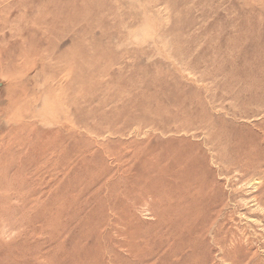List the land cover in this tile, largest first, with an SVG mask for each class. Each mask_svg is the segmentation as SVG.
Instances as JSON below:
<instances>
[{
    "label": "rangeland",
    "instance_id": "374dc122",
    "mask_svg": "<svg viewBox=\"0 0 264 264\" xmlns=\"http://www.w3.org/2000/svg\"><path fill=\"white\" fill-rule=\"evenodd\" d=\"M1 1L0 264H132L99 225L154 182L134 233L205 185L243 252L208 259L264 264V0Z\"/></svg>",
    "mask_w": 264,
    "mask_h": 264
},
{
    "label": "bare ground",
    "instance_id": "6f19581e",
    "mask_svg": "<svg viewBox=\"0 0 264 264\" xmlns=\"http://www.w3.org/2000/svg\"><path fill=\"white\" fill-rule=\"evenodd\" d=\"M5 2H4V4H5ZM0 3H2L1 0H0ZM6 3H7L6 9H9V12L11 13L13 6L15 4V0H8ZM9 12L7 11V14ZM254 125L255 124H253V126ZM258 128H260V126ZM200 141H201V139H200ZM179 147H180V145H179ZM179 147H178V150L180 149ZM225 152H226V150H225ZM213 153H215V151ZM243 153H244V151H243ZM179 159L182 161L180 164L182 167L186 168V167L190 166L189 163L191 161H190L189 157H187L186 155H184V156L180 155ZM215 160H216V158H215ZM223 164H225V163H223ZM227 164H228V162L226 161V165ZM222 165H220V166H222ZM226 165H225V167H226ZM228 166H229V164H228ZM248 168H250V167H248ZM151 170H152L151 174H153L155 172L156 176H158L157 179L161 180L160 176L163 174V169H161L159 167H156V168L154 167ZM236 171H234V172H236ZM221 172H223V171H221ZM242 172L245 173V171H242ZM237 173L240 174V172H237ZM244 173H242V174H244ZM242 174H240L241 177H243ZM129 176L130 175H128V177ZM237 179H241V178L238 177ZM154 186H156L155 182L153 185L152 184H146L145 186L137 189V191H135L136 189L131 186V190L134 191L135 193L138 192L139 196H138V198H136L137 196L136 197H127V198H130V201L127 199L128 200L127 202H130V205L129 204L128 205H120L119 204V206H115L113 204L111 206V204H110L111 207L109 209L113 210V213L110 212L113 215L112 214H110V215L114 216V219L112 218L113 219V227H112L111 223H110L111 224V227H110V226H108L106 221L100 220L102 222H100L99 227L104 226L102 229V232H104L103 231L104 229H105V232H107V230H110L108 233H111V236L114 239L112 241H113V244L115 245V248H116V246L118 247V249L120 248V250H121V248L122 249L124 248L121 252H123L125 250L124 252H126L127 255L130 257L129 260L130 259L132 260V262H133L132 264H134V262L136 264H212V261L209 260L210 258L208 259V256H206V252L208 251V249H209V252H215L217 254L216 258L218 257L223 262L224 261L228 262L227 260H231L233 258L234 263H239L238 262V258L240 257L239 255H242V253H243L242 248L240 247V245H233V246L231 245L230 247H228L226 245V240H225L226 234L225 235L222 234L221 224L218 221V216H219L220 212L216 213L215 212L216 209H214L213 205H211L209 207L210 209L208 207H206V208H208L207 211H202V206L200 207V204L198 203V199L201 196V194L206 193L207 190L209 189V187H207L205 185H201L198 187H191V189L190 188L183 189L179 193L173 194V195H171V194L166 195V193L163 191L161 193V197H159V202H158V204L160 206L159 207L160 210H156V212L154 211L155 212V214H154L155 215V220H154L155 223L152 222L154 224L151 225V227L153 226V228H151V229H154V231H155V232L154 231H152V232L155 234H153L150 231V229H149V231H147L145 233L142 232V233H144L143 237H142V235L139 234L141 232H135L134 233L133 229L136 228L135 227L136 224L138 223V221H140V220H137L138 217L135 215L136 210H138L140 212L151 211L153 209L155 210V207L153 208L151 206V208H149L150 207L149 202L151 201V198L149 199V197L153 198L154 194H157V193H155V191H153V190H155ZM158 191H159V189H158ZM152 200H154V199H152ZM202 202H204V201H202ZM123 203H125V202H123ZM153 206H155V205H153ZM61 212H62V210H61ZM89 212H91V211H89ZM69 213L67 214L68 215L67 217H69ZM71 214H73V213H71ZM148 214H150V213H148ZM220 215L222 216L223 214H220ZM215 216L217 219H215ZM78 217H76V220ZM97 217H100V216H96V218ZM88 222H89V220H88ZM63 225H64V223H63ZM90 226H92V225H90ZM98 228H97V230H98ZM92 230H94V229L92 228ZM207 232L211 233L212 238H211V236L206 237ZM98 234L101 235V233H98ZM80 235H84V233L80 234ZM102 237L109 238L106 235L105 236L102 235ZM209 237L212 239V243L214 244V247H213V248H215L214 250H212V248H210V246H209L210 244L209 245L207 244V242H211L210 240L208 241L206 239ZM232 237H234V236H232ZM236 239L237 238H235L234 240H236ZM110 240L105 239V241H107V245H109L108 241H110ZM234 240H232V241H234ZM59 243H60V241H59ZM110 244H111V242H110ZM213 244H212V246H213ZM60 245H61V243H60ZM61 246H64V245H61ZM62 252H64V251H62ZM124 252H123V255L122 254L121 255L123 256V260L125 261L124 258H126L127 256H124L125 255ZM249 252H252V251L249 250ZM64 255L65 254H63V256ZM67 255H68V253H67ZM70 257L72 258V255ZM121 260H122V258H121ZM127 260L128 259L126 258V261ZM131 260H130V262H131ZM110 261H112V264H120L118 262V260H116L115 258L110 259ZM66 262H68V261H66ZM121 263H125V262L121 261ZM81 264H83V263H81ZM91 264H93V263H91ZM213 264H215V263H213Z\"/></svg>",
    "mask_w": 264,
    "mask_h": 264
}]
</instances>
